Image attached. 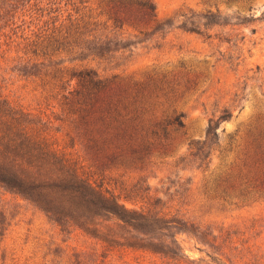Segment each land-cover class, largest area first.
Segmentation results:
<instances>
[{
	"label": "rangeland",
	"instance_id": "rangeland-1",
	"mask_svg": "<svg viewBox=\"0 0 264 264\" xmlns=\"http://www.w3.org/2000/svg\"><path fill=\"white\" fill-rule=\"evenodd\" d=\"M148 1L153 25L121 33L105 21L108 0H0V109L29 114L134 217L118 220L87 191L62 201L50 190L74 180L0 134V176L39 186L26 195L0 182V264H264V191L235 188L250 139L264 136V0ZM88 16L112 32L101 44L110 51L34 59L29 42ZM52 64L118 73L151 93L153 114L180 113L182 127L138 154L97 151L64 109L65 90L34 75Z\"/></svg>",
	"mask_w": 264,
	"mask_h": 264
},
{
	"label": "trees",
	"instance_id": "trees-1",
	"mask_svg": "<svg viewBox=\"0 0 264 264\" xmlns=\"http://www.w3.org/2000/svg\"><path fill=\"white\" fill-rule=\"evenodd\" d=\"M108 2H114L110 5L113 11L106 12L105 21H110L109 31L122 29L125 25L121 33L128 32L129 27L138 25L136 22L149 27L153 25L155 13L152 2L148 0H108ZM133 5L136 6L134 12ZM98 25L100 22L96 17L74 18V21L63 31L46 36L40 35L33 39L28 44L32 48L29 51L34 59L38 56L50 59L59 52L81 54L83 50L90 49H96L91 50V53L103 56V53L111 49L105 47L103 50L101 44L106 45L108 36L113 34L106 32V24L101 27ZM137 31L141 32V29ZM34 75H37L43 84L52 80L55 86L65 90L61 94L64 109L73 116L80 134L85 136L88 142H92L97 151L109 152L110 157L138 154L146 150L160 135L165 137L167 127L173 130L182 127L180 113L172 112L164 117L153 114L151 107L154 103L150 98L151 93L134 81L120 79L118 73L107 76L94 68L72 70L67 65L52 64L46 66L43 71L37 70ZM0 100L2 101L0 105L3 107L5 104L1 95ZM3 109H0V134L5 145L24 150L28 154L35 152L37 161L57 167L61 173H66L75 182V185H53L59 188V191L52 189L50 192L58 194L61 192L59 195L62 201L77 204L79 199L85 200L84 191H87L96 194L103 201L99 207L113 214L118 220L128 222L134 218L129 215L131 211L123 203L112 199L114 197L108 190H105L109 193L106 195L97 184H92L90 178L83 177V173L78 170V166H75L69 154L51 141L50 135L42 126L39 127L37 122L28 120L29 114L11 108L10 110L7 108L8 112H3ZM227 116L228 114L222 113L218 118L224 119ZM244 160L235 173L236 187H234L238 191L247 189L264 191V136L250 139ZM0 182L26 195H32L31 189L39 188L35 185L30 189L24 181L5 174L0 176ZM45 187L51 189L49 185L40 186V188ZM104 200L107 204H104Z\"/></svg>",
	"mask_w": 264,
	"mask_h": 264
}]
</instances>
